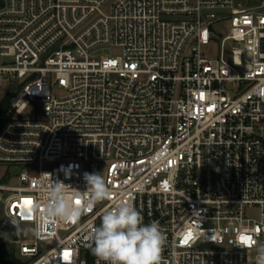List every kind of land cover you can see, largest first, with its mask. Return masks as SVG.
<instances>
[{"label":"built area","instance_id":"1","mask_svg":"<svg viewBox=\"0 0 264 264\" xmlns=\"http://www.w3.org/2000/svg\"><path fill=\"white\" fill-rule=\"evenodd\" d=\"M0 93L13 94L0 216L13 233L30 225L25 264H98L91 232L121 201L159 222L161 264H255L264 1L2 0ZM85 173L103 174L110 199L36 231L41 188L86 191Z\"/></svg>","mask_w":264,"mask_h":264},{"label":"clouds","instance_id":"2","mask_svg":"<svg viewBox=\"0 0 264 264\" xmlns=\"http://www.w3.org/2000/svg\"><path fill=\"white\" fill-rule=\"evenodd\" d=\"M87 190L81 192L64 182L46 183L32 211L39 220L49 223L77 221L87 208L110 199L111 190L103 174L85 173ZM79 201V203H77ZM91 250L98 264H161L166 237L156 220L145 223L133 203L114 205L102 214L90 235ZM255 264H264V244L255 245Z\"/></svg>","mask_w":264,"mask_h":264},{"label":"rangeland","instance_id":"3","mask_svg":"<svg viewBox=\"0 0 264 264\" xmlns=\"http://www.w3.org/2000/svg\"><path fill=\"white\" fill-rule=\"evenodd\" d=\"M0 0V4H1ZM241 4L245 6H253V5H258L261 4L264 0H238ZM213 52L216 51V47L212 46L210 48ZM120 53L119 48H108L105 50L106 55H117ZM4 93H0V101L4 97ZM6 173V168L5 167H0V181L3 178V175ZM30 225H22L21 229L19 232L14 231L13 233L9 228L5 227L2 222H1V216H0V233L3 234V236L0 237V241H2L5 245L6 248L9 251L15 252L17 255V244L20 245L22 242H32L34 240V235L33 232L30 230ZM14 234L17 236H14ZM18 240V243H17Z\"/></svg>","mask_w":264,"mask_h":264},{"label":"trees","instance_id":"4","mask_svg":"<svg viewBox=\"0 0 264 264\" xmlns=\"http://www.w3.org/2000/svg\"><path fill=\"white\" fill-rule=\"evenodd\" d=\"M13 94H6L0 101V130L4 124L9 120L10 102ZM0 264H25L15 252L9 251L6 245L0 241ZM89 264H92V256L89 260Z\"/></svg>","mask_w":264,"mask_h":264},{"label":"snow or ice","instance_id":"5","mask_svg":"<svg viewBox=\"0 0 264 264\" xmlns=\"http://www.w3.org/2000/svg\"><path fill=\"white\" fill-rule=\"evenodd\" d=\"M77 203H79V201H77ZM241 239L244 240L245 242H247L248 238L247 237H242Z\"/></svg>","mask_w":264,"mask_h":264}]
</instances>
